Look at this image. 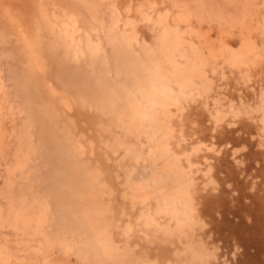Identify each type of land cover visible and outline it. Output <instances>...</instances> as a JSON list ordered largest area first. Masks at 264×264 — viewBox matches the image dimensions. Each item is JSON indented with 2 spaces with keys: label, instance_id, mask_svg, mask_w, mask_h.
<instances>
[{
  "label": "rangeland",
  "instance_id": "obj_1",
  "mask_svg": "<svg viewBox=\"0 0 264 264\" xmlns=\"http://www.w3.org/2000/svg\"><path fill=\"white\" fill-rule=\"evenodd\" d=\"M0 264H264V0H0Z\"/></svg>",
  "mask_w": 264,
  "mask_h": 264
},
{
  "label": "bare ground",
  "instance_id": "obj_2",
  "mask_svg": "<svg viewBox=\"0 0 264 264\" xmlns=\"http://www.w3.org/2000/svg\"><path fill=\"white\" fill-rule=\"evenodd\" d=\"M65 43V42H64ZM62 44L63 46H62V49H63V51H64V54L66 55V54H69V51H67L68 50V48H67V46H66V44ZM48 45V51H49V53H54V52H56V50L55 49H57V46L55 47V44H53V43H48L47 44ZM88 48V55L90 56V58H91V62H93L94 60H96L97 59V61L99 60L98 58L99 57H97V52L96 51H94V48L93 47H87ZM80 52L82 53L83 52V50H80ZM111 52V54L113 55V57H112V60H113V62H114V66L117 68V71L118 72H120L121 73V70H123L129 77H131V83H132V80H133V86L134 87H137V85H138V83L141 81V82H143V80L142 79H140L141 78V76L139 75V73H138V75L137 76H135L136 75V73L137 72H139V71H141L142 70V68H141V61L139 62V63H136V60L130 55V54H128V56H129V60H128V57H126L125 55H123L121 52L122 51H120L119 49H116L115 47H113L112 48V50L110 51ZM57 53V52H56ZM73 53V55L72 56H74L77 52L75 51V52H72ZM71 56V55H70ZM107 57H108V55L106 56V55H103V56H101V58H100V64H103V66H105V67H107L106 66V61H107ZM120 57H125V59H126V62H123V60H121V58ZM59 62V61H58ZM58 67H60L61 69H66V65L64 64V60H63V58H61L60 59V63H58ZM59 68V70H61ZM65 72H67L68 74H69V77H70V83H63L64 85L65 84H67V86L68 87H70V85H71V82H73V81H75L76 79H81L82 80V78H86V76H84L83 77V74H81V72L79 73L76 69L74 70V72H68L67 70H65ZM54 75L55 76H60V73H59V71H57V72H55L54 73ZM73 79V80H72ZM138 80H140V81H138ZM85 84L86 85H88V84H90V82H85ZM75 90V89H74ZM146 94L147 95V100L148 101H150L151 103L152 102H154L156 99H158L159 100V102H160V100L162 99L163 100V102H164V98H158V97H156L155 95H153V93L151 92V91H148L147 93L144 91V88H142L141 90H140V92H139V95H142V94ZM131 94H132V96H131ZM131 94H129L128 93V96L130 95V100H131V97H136V95H135V93H131ZM165 95V94H164ZM104 97V96H103ZM105 99V97L103 98V100ZM110 101H112V103H114V104H116V100L115 99H110ZM41 102V101H40ZM40 102H38V105H40L41 103ZM43 102V101H42ZM133 102H135V99H133V101H132V103ZM104 104V103H103ZM134 104V106H136V107H138V103H133ZM104 108L105 109H108L109 108V106H107L106 104H104ZM115 108H116V110L115 109H113V113H114V117L117 119V120H121V118H122V115H121V111L118 109V107L117 106H115ZM148 111L149 110H147L146 109V107H141V109H140V116H139V118L137 119V120H141V123L146 119V120H149L150 119V121L151 122H153L154 121V124H155V117H153V115L152 114H150V113H148ZM135 113V112H134ZM144 124V123H143ZM131 126V125H130ZM130 126H129V128H130ZM153 127L152 128H157V127H154V125H152ZM158 132V131H157ZM168 133V131L167 132H165V134H167ZM153 148H157V145H154V147Z\"/></svg>",
  "mask_w": 264,
  "mask_h": 264
}]
</instances>
